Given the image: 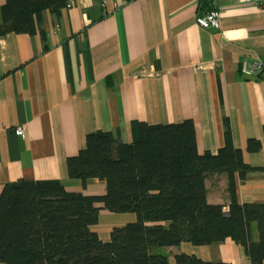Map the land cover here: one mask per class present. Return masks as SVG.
<instances>
[{
	"label": "crops",
	"instance_id": "0c3cea01",
	"mask_svg": "<svg viewBox=\"0 0 264 264\" xmlns=\"http://www.w3.org/2000/svg\"><path fill=\"white\" fill-rule=\"evenodd\" d=\"M0 0V25L3 23ZM212 8L220 28L196 21ZM40 31L0 36V193L19 179H58L69 191L104 194L106 182L86 186L69 177L67 158L87 134L119 132L132 142V121L167 124L191 119L198 149L217 153L228 122L235 147L252 166H264V70L242 72L244 60H264V8L243 0H73L58 14L44 10ZM226 121V122H225ZM22 127L23 135L16 133ZM262 147L248 150V140ZM210 203L228 211L227 176L206 182ZM240 203H264V170L237 178ZM134 213L102 209L92 229L107 241ZM258 230V229H257ZM251 227L252 238L258 231ZM208 261L252 264L245 247L182 243L165 250ZM5 264V263H0Z\"/></svg>",
	"mask_w": 264,
	"mask_h": 264
},
{
	"label": "trees",
	"instance_id": "16d2710c",
	"mask_svg": "<svg viewBox=\"0 0 264 264\" xmlns=\"http://www.w3.org/2000/svg\"><path fill=\"white\" fill-rule=\"evenodd\" d=\"M67 3L6 0L0 36L40 31L46 41L43 11L58 14ZM226 125V143L217 153L199 151L191 119L167 124L133 120L130 143L119 132L87 134L85 148L67 158L68 174L84 186L89 179L104 180V194L69 191L58 179L6 183L0 193V263L172 264L167 248L232 239L245 247L252 264H264V203L237 198V178L245 182L264 166L245 162ZM247 147L257 152L262 143L249 139ZM215 174L227 176L228 211L207 199L206 182ZM102 209L134 213L136 220L113 227L105 241L92 229ZM174 258L177 264H230L185 252Z\"/></svg>",
	"mask_w": 264,
	"mask_h": 264
},
{
	"label": "built area",
	"instance_id": "2783aa9c",
	"mask_svg": "<svg viewBox=\"0 0 264 264\" xmlns=\"http://www.w3.org/2000/svg\"><path fill=\"white\" fill-rule=\"evenodd\" d=\"M249 3H255L264 8V0H243ZM73 0H68L67 6L70 7L72 5ZM196 21L199 25L204 28H220V12L217 8H212L205 14H199L196 17ZM264 70V60L257 59L249 62L248 60H244L242 63V72L247 77H255L259 75ZM16 133L18 135H23L24 130L22 127H17Z\"/></svg>",
	"mask_w": 264,
	"mask_h": 264
},
{
	"label": "rangeland",
	"instance_id": "374dc122",
	"mask_svg": "<svg viewBox=\"0 0 264 264\" xmlns=\"http://www.w3.org/2000/svg\"><path fill=\"white\" fill-rule=\"evenodd\" d=\"M252 228L257 230V224H256V223H253V224H252ZM257 231H258V230H257Z\"/></svg>",
	"mask_w": 264,
	"mask_h": 264
}]
</instances>
